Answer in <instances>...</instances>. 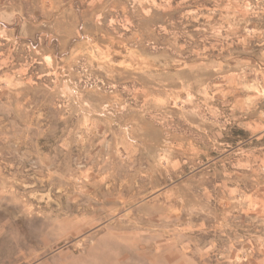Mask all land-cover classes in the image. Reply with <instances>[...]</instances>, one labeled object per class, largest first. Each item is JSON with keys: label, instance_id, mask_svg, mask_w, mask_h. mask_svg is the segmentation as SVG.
<instances>
[{"label": "rangeland", "instance_id": "1", "mask_svg": "<svg viewBox=\"0 0 264 264\" xmlns=\"http://www.w3.org/2000/svg\"><path fill=\"white\" fill-rule=\"evenodd\" d=\"M0 264H264V0H0Z\"/></svg>", "mask_w": 264, "mask_h": 264}]
</instances>
